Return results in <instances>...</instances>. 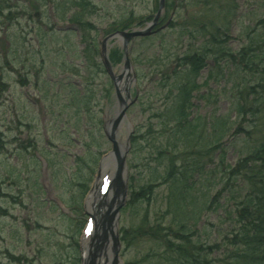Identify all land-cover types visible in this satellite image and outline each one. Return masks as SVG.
Segmentation results:
<instances>
[{"label":"rangeland","instance_id":"1","mask_svg":"<svg viewBox=\"0 0 264 264\" xmlns=\"http://www.w3.org/2000/svg\"><path fill=\"white\" fill-rule=\"evenodd\" d=\"M116 72L133 97L116 131L128 185L118 261L264 264V235L248 241L264 222L236 214L264 171V0H0V264L105 263L80 248L94 184L107 188L118 160L105 129ZM105 235L112 253L108 229L94 248Z\"/></svg>","mask_w":264,"mask_h":264},{"label":"bare ground","instance_id":"2","mask_svg":"<svg viewBox=\"0 0 264 264\" xmlns=\"http://www.w3.org/2000/svg\"><path fill=\"white\" fill-rule=\"evenodd\" d=\"M162 5H163V2L161 3ZM160 12H162V10H160ZM152 21V20H151ZM151 21H149V23L147 24V25H145L144 27H141L140 29H137V30H145V29H149L150 28V26H151ZM124 32H126V31H124ZM111 35V37L113 36V35H117V36H119V37H125V34L123 33V32H121V31H115V32H113V33H111L110 34ZM109 35V36H110ZM82 41L84 42V50H89V49H91L90 50V52H92V40L91 39H89V38H87V39H84V38H82ZM122 44V43H121ZM125 47H126V45H125ZM126 51H127V47H126ZM103 55H104V57H106V58H108L107 57V52L105 51L104 53H103ZM193 55H191V57H192ZM114 57V56H113ZM191 57H189V58H187V63H189V61H190V59H191ZM192 59H194V61H200V56H193L192 57ZM122 70V69H121ZM110 74H111V72H110ZM125 74H127V72H125ZM124 74V76H126ZM115 76H117V79L115 80V84L116 85H118V88L116 87V98H117V108L115 109L116 111L117 110H123L124 109V114H126V112L129 110V108H130V106H132L133 105V103H132V98L133 97H131L132 95L130 94V87H127L128 89H125L124 88V83H123V74H119L118 72H116L115 74H114ZM129 82V84H133V81L134 82H136V77H135V75H128L127 76V78H126ZM196 85L195 84H193V86H192V89L195 87ZM123 89V91H129L128 93H126L127 95H125V96H122V93H121V90ZM190 91V94H191V90H189ZM118 106H120V107H118ZM113 111V109H112V113H113V115L110 117V116H106L105 115V120L106 121H110L111 120V123H106L107 124V126H106V130L108 131V132H110L111 131V129H112V124L114 123V120L118 117V114H119V111ZM115 112V113H114ZM128 115V114H127ZM131 131H132V126L130 125L129 127H128V129L125 131V134H126V137L127 138H130V133H131ZM109 139V138H108ZM110 140V139H109ZM111 141V140H110ZM109 161L111 160V162H104L103 163V165H102V169H100V170H103V168H107L108 166H110L111 165V167H113V161L114 162H116V158L115 157H113V156H111L109 159H108ZM124 167H126V171H127V164L125 163L124 164ZM115 168H114V170L112 171V172H110V174H109V177L108 178H106V182H108V181H111L113 178H114V176H115ZM124 172H125V170H124ZM110 183V182H109ZM99 185H100V183H99ZM97 186V184H94V191H93V193H92V195L90 196V201H88V203H89V206H90V208L93 210V208H94V213L96 214V215H93L94 216V218H95V220H94V228H91L92 230L91 231H87L86 233H84L85 235H84V237L85 238H91V241L87 244V246H85V244L87 243V242H85V244H84V250L83 249H81L80 248V253H82V258L84 259H88V257L89 256H98V254H100V253H104V254H106L107 256H109V258H108V260H107V262H105L104 264H112L113 262L115 263V264H121V261L119 260L118 261V259H119V251H118V253H117V260L115 261V249L117 248L118 250H119V245H120V243L118 242L117 244H116V247L114 248V250H113V248H112V253L110 252L111 250H110V243L108 242V243H106V241H107V239H105V237L104 236H102V238H99V239H101V241H103V244H106V246H105V248H101V249H98V247H96V248H94V237H95V235H98V234H100V235H103L104 234V230L102 229V226H103V224H102V220H103V218H104V214H105V212H106V210H105V212H103L104 211V207H106V205L102 208V207H99L98 206V202L102 199V198H106V195H105V192H104V190L102 189V190H100V186ZM96 187H98L97 189H96ZM243 199H244V197H243ZM242 199V200H243ZM242 200L239 202V204H238V206H237V208H239L240 206H242ZM105 201H108V200H105ZM103 202V201H102ZM107 203V202H106ZM2 205V204H1ZM4 207V206H3ZM236 208V209H237ZM118 216H119V211H118ZM116 214V215H117ZM116 218V217H115ZM97 219H98V221H97ZM119 219V218H118ZM98 222V223H97ZM117 221H116V219L115 220H111V230L109 229L108 231H109V233H111L112 235H113V237L116 235V231H118V229H117V223H116ZM246 226H250V225H246ZM91 227V226H90ZM97 227H99L100 229H98L97 230ZM100 231L102 232V233H100ZM92 233H94V234H92ZM244 236V235H243ZM78 243H79V240H78ZM95 250V251H94ZM89 253H91V254H89Z\"/></svg>","mask_w":264,"mask_h":264},{"label":"water","instance_id":"3","mask_svg":"<svg viewBox=\"0 0 264 264\" xmlns=\"http://www.w3.org/2000/svg\"><path fill=\"white\" fill-rule=\"evenodd\" d=\"M149 32L150 31L148 29L135 30L133 32H127L126 39H128V37H130V36L145 35V34H148ZM104 60H105L106 65H108L109 62H108L106 57ZM109 72H112L110 67H109ZM113 78L115 80L117 79V76H115L114 73H113ZM116 87L118 88V85H116ZM127 87H126V89H128ZM123 115H124V109L119 113L118 117L114 120V123L112 124L111 131L110 132L106 131L108 138L112 142V150L109 152V155L115 154L118 160H117L116 165H114V168L116 170L115 176L110 181V183L106 182V178L109 177L110 172L109 173L105 172L106 177H103V180L106 182V185H107V191L105 192L106 198H102L98 202L99 207L103 208L105 205L107 206L106 212L104 214V218L102 220V224H103L102 229L104 231L106 229L111 230V225H110L111 220L116 219V221H117V219H118L117 213L120 210L121 205L126 200V195H127V191H128L126 167H124V164L126 163V157L125 156H126L127 146L124 148L125 150L124 149L122 150V144H121L120 140L117 138V133H116V131L118 129V123H119V121ZM125 144L127 145L128 141ZM107 161L111 162V160L109 161L108 159L105 162H107ZM124 170H125V172H124ZM103 171H108V170H105L104 168H103V170H99L98 177H100V175H104ZM105 182H104V184H105ZM105 200H108V201H105ZM97 221H98V219H97ZM106 225H107V227H106ZM98 229H100V228L97 227V230ZM97 237H98V235H96L95 240L97 239ZM106 237H107V235H105V239H106ZM114 239H115L116 244H117L118 238L116 235L114 236ZM98 249H100V248L98 247ZM117 253H118V249L116 248L115 249V261L117 260Z\"/></svg>","mask_w":264,"mask_h":264},{"label":"trees","instance_id":"4","mask_svg":"<svg viewBox=\"0 0 264 264\" xmlns=\"http://www.w3.org/2000/svg\"><path fill=\"white\" fill-rule=\"evenodd\" d=\"M190 95V93H189ZM242 110H245L244 108ZM264 146H262L263 148ZM260 149L259 152H263L264 153V149ZM252 191H248L245 196L244 199L242 200V206H240L239 208H237L236 214H238V212H242V218L246 219L247 221L245 222L246 225H250L252 227V230L255 229L256 227L258 228V225H255L256 220H262L264 222V214L263 218L261 216V214H257L254 212H250V209L255 207V205H259L260 209L263 207L264 210V171L263 170H259L258 173L256 175L253 176L252 178ZM2 210H0L1 212ZM249 211V212H248ZM245 225V224H244ZM248 231L247 230L244 233V236L241 237L240 234H238L236 237V239L234 240L233 244L235 245L237 244H241V241L247 242L246 241V236L248 235ZM264 235V225L261 229H259L257 231L256 237L255 239H250L248 241L251 242H258V244L260 243L261 240V236ZM244 264H258V262H249V260L244 261Z\"/></svg>","mask_w":264,"mask_h":264}]
</instances>
